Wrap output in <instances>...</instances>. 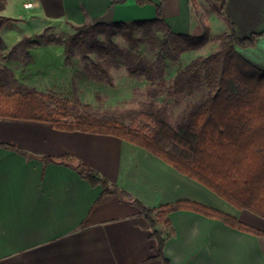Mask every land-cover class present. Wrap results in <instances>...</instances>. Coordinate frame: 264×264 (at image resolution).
Returning <instances> with one entry per match:
<instances>
[{"label":"crops","instance_id":"crops-1","mask_svg":"<svg viewBox=\"0 0 264 264\" xmlns=\"http://www.w3.org/2000/svg\"><path fill=\"white\" fill-rule=\"evenodd\" d=\"M30 1L35 2L34 7H26ZM151 1L141 5L137 0H0V82L7 84L4 77H9L22 90L26 88L24 91L61 98H68L64 93L71 92L88 106L94 104L92 93L100 84L105 86L104 92L111 84L113 88L122 83L126 88L134 82L150 84L146 77L133 75L122 80L112 75L111 82L98 79L79 70L77 63L66 61L63 45L22 41H35L38 34L55 27L73 31L89 22L153 19L154 3L160 0ZM202 1L209 2L196 0V6L193 0H164L163 17L177 33L200 35L196 31L204 28L197 7L201 8ZM211 1L218 12V6L224 5L225 15L219 14L228 22L225 31H231V21L239 37L264 32V0ZM212 16L217 21L215 13ZM205 26L212 31L211 25ZM46 48L57 51L56 61L54 57L48 64L45 59L40 66L45 71H39L35 52ZM237 49L264 70V34L255 46ZM54 62L60 73L52 72ZM157 95L153 98L159 102L168 93ZM123 100L125 96L117 103ZM121 107L103 103L94 108L97 113H88L130 124L133 118L125 119ZM0 144V264H165L160 258L149 260L156 255L157 241L150 237V224L133 199L149 207L197 202L264 231L263 217L236 208L161 157L113 134L0 118ZM67 154L89 164L111 184L129 192L132 199L101 196L102 186L84 179L74 163L45 158ZM170 220L171 226L160 227L171 264H264L263 235L192 209L174 210Z\"/></svg>","mask_w":264,"mask_h":264},{"label":"trees","instance_id":"trees-1","mask_svg":"<svg viewBox=\"0 0 264 264\" xmlns=\"http://www.w3.org/2000/svg\"><path fill=\"white\" fill-rule=\"evenodd\" d=\"M123 2L125 0H114ZM218 3L220 0H214ZM141 5L151 0H137ZM196 3V0H193ZM156 17L129 22H94L76 27L63 43L66 61L75 53L85 55L90 50L102 58L92 62L98 79L112 81L111 69L120 67V57L133 76H144L151 83L162 81L166 71L162 61L147 63L134 53L142 42L137 30L144 34L153 47L163 48L169 57L177 59L185 51H195L211 40L210 29L200 35L177 33L163 17L164 0L154 3ZM223 3L218 6L225 15ZM231 32L225 36L222 48L207 56L191 61L173 80L170 94L192 95L195 88L206 85L208 91L199 99L178 124L172 125L162 118L150 120L142 112L130 124L116 119H104L91 113L72 117L67 106H51L45 94L36 90L10 91L0 82V118H17L50 122L61 130L113 134L146 148L161 157L181 173L202 183L238 209H248L264 218V70L248 61L237 47H253L264 32L249 37H239L230 21ZM122 31L130 48L124 49L113 42L115 30ZM163 32L159 38L157 32ZM106 34L108 42L99 38ZM25 41V40H24ZM22 41V42H24ZM53 41L47 40L46 43ZM58 42V41H57ZM60 43V42H59ZM72 117V118H71ZM1 145V144H0ZM47 160L66 164L74 163L80 175L92 185H100L105 194H116L123 201L132 199L129 192L97 173L89 164L67 154L46 156ZM149 222L151 238L156 239V255L151 259L166 257V235L160 225L171 226L170 213L177 209H192L223 219L228 224L257 235L264 231L240 221L238 218L204 204L179 201L160 207H149L133 199Z\"/></svg>","mask_w":264,"mask_h":264},{"label":"rangeland","instance_id":"rangeland-1","mask_svg":"<svg viewBox=\"0 0 264 264\" xmlns=\"http://www.w3.org/2000/svg\"><path fill=\"white\" fill-rule=\"evenodd\" d=\"M194 5L197 6V2L194 3ZM197 13L200 18L201 26H203L204 28V31H196V32H198V34H203L205 32V29L207 28V26L205 25L206 24L211 25L212 26V31H210L211 40L204 47L198 50L183 52L177 59H172L171 57H169L167 55V52L163 48L153 47V44L144 34L142 28H139L137 30L138 36L142 37V42L140 43L137 49H133V52L139 54L141 58H143L147 63L151 65H156L157 62H161L160 58L161 56H163L162 61L165 67L166 74L162 81L158 80L150 84L148 83L141 84V82L140 83L134 82L128 85V88H126V85L123 83L121 85L122 88L121 86H117L113 88L111 84L106 86L107 90L105 92L103 89V87L105 86L103 84H100V87L97 86V88L99 89L92 93L91 101L94 104L91 105L93 107L83 104L82 101L76 99L77 95L75 96V94L73 93L71 94V92L66 94L64 93V95H66L68 98H61L56 93H55L56 95L45 94V98L47 102L51 106L63 105L69 107L72 117L79 113H88L89 111H94V113H97V111H95L94 108L100 107L101 105H103V103H113V104H122V107L120 109H124L123 111H125V114H123V117L125 119L135 118L138 117L140 113L146 112L150 115V120L152 121L156 120L157 118H162L168 120V122L172 125L178 124L181 120H183L184 116L193 106V104H195L199 99L204 97L209 89L206 85H202L196 87L192 95L185 93L172 95L168 93V91L170 90V86L173 80L175 79L177 74L180 71H182L195 58L200 56H207L210 53L220 50L222 48V44L224 40L226 39L225 36L231 32V31H225V29L229 30L228 22L219 14V12L216 10L211 0H209V2L202 1L201 8L197 7ZM214 13L216 15L215 17H217V21L212 16ZM87 24L92 25L93 22H89ZM75 32L76 29H74L73 31H64L59 28L57 29L56 27L52 31H50V29H46L42 34H38L36 36L35 41H28L29 39L25 38L23 44H28L33 42L40 44V43H46L47 40H51L55 42L56 46L60 47L61 45H63L64 41L71 34ZM157 35L159 36V38H162L164 36L163 32L161 31H158ZM99 38L103 41L108 42L107 36L104 33H101L99 35ZM112 39L113 42L118 44L120 47L124 49L130 48L129 43L123 36L121 30L116 29ZM56 54L57 51L53 50L51 52V49L49 48H46V51L42 49L37 50L35 52V55H36L37 63L39 64L37 65L39 71L40 70L45 71V69L41 68L40 66L44 65L45 59L49 60V61L46 60L47 63L48 62L51 63L50 61H52V59L54 60ZM100 59L102 60L98 52H96L95 50H90L85 55H83L82 53H75L74 55L71 56L70 62L77 63V65H79V70H81L85 74L93 75L95 73V70L93 68L92 62L100 61ZM119 59L121 62L120 67L119 68L113 67L111 69V75H113V77L115 75L119 76L121 77L122 80V78L127 77L128 75L131 74L128 72L126 67V63L128 62L122 57H120ZM55 61H56V57H55ZM51 66H52L51 68L52 72L55 73V71H58V68L55 67L56 66L55 62L51 64ZM58 72L60 73V70ZM140 77H144V76L142 75ZM4 79L7 80L6 86L10 91L16 89H22V87H19L18 84L12 82V80L9 77H4ZM106 80L107 79H104V81ZM129 87L132 89V92H129L130 89ZM126 89L128 93H126ZM23 90H26V88H24ZM165 92L168 93V96L161 97L159 102H156L155 98L153 97L157 93L161 96V94L163 93L165 94ZM124 96L126 97V100H123L121 103H117L118 100L123 99ZM126 107H128L127 110Z\"/></svg>","mask_w":264,"mask_h":264},{"label":"built area","instance_id":"built-area-1","mask_svg":"<svg viewBox=\"0 0 264 264\" xmlns=\"http://www.w3.org/2000/svg\"><path fill=\"white\" fill-rule=\"evenodd\" d=\"M35 6V2H32V1H30V2H28V3H26V7H34Z\"/></svg>","mask_w":264,"mask_h":264}]
</instances>
